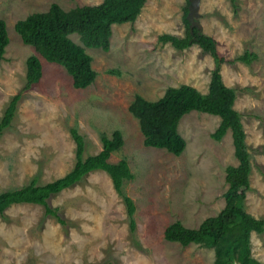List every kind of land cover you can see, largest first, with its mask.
Returning <instances> with one entry per match:
<instances>
[{"label":"rangeland","instance_id":"rangeland-1","mask_svg":"<svg viewBox=\"0 0 264 264\" xmlns=\"http://www.w3.org/2000/svg\"><path fill=\"white\" fill-rule=\"evenodd\" d=\"M101 1L0 0V18L5 20L9 37L0 58V118L10 97L25 83V59L38 56L43 71L39 83L22 93L10 127L0 136V192L23 186L32 177L46 183L69 172L75 162L70 128L84 136V156L101 150L100 133L110 136L119 129L124 143L112 153L110 162L126 158L134 174L124 190L136 206L135 230H129L126 208L109 175L94 170L48 198V205L68 221L65 227L50 216L44 218L42 205L9 206L6 219L0 217V264H213L212 248L194 243L182 246L167 241L163 233L176 220L196 228L224 207L225 168L237 165L231 132L220 141L213 140L210 134L220 118L190 111L178 125L186 147L174 155L146 147L138 120L128 111L135 94L156 100L167 87L184 83L207 92L215 66L210 54L197 45L179 51L157 39L162 33L184 36L185 0H146L140 29L138 22L114 24L107 51L84 47L97 76L83 89L72 86L71 75L63 66L44 60L24 44L14 28L17 20L46 11L52 2L68 10ZM237 4L235 13L230 0H199L190 20L216 41L219 55L226 60L246 49L257 54L249 65L222 63L220 73L228 87L246 89L234 101L242 115L252 164L244 204L246 212L261 218L264 0H237ZM70 38L83 46L78 34H70ZM250 242L252 256L264 264V232L253 231Z\"/></svg>","mask_w":264,"mask_h":264},{"label":"trees","instance_id":"trees-1","mask_svg":"<svg viewBox=\"0 0 264 264\" xmlns=\"http://www.w3.org/2000/svg\"><path fill=\"white\" fill-rule=\"evenodd\" d=\"M145 2L146 0H102L98 4L77 5L68 10L52 2L46 11L32 12L17 20L14 28L24 44L32 46L44 60L63 66L71 75L72 86L83 89L91 85L97 76L91 65L92 57L84 47L107 51L110 47L112 25L133 23ZM189 4L190 1L185 0L182 7L184 36L162 33L157 39L162 44L169 43L179 51L197 45L204 53L210 54L215 66L211 71L207 92L202 93L194 86L184 83L167 87L156 100H148L135 94L128 111L138 120L145 146L165 149L174 155L181 154L186 147V141L178 131L179 122L184 115L193 110L216 115L220 120L210 136L213 140L220 141L228 130L231 132L237 165H228L225 168L224 180L227 188L222 194L224 207L215 215L206 217L196 228L186 227L176 220L165 227L163 236L167 241L177 242L182 246L194 243L212 248L213 264H263L251 254V233L264 232V217L255 218L245 211V196L250 189L251 154L245 142L242 115L234 108L237 93L246 89L228 87L220 73L222 63L239 61L249 65L257 58V54L246 49L233 60L220 56L216 41L201 33L197 26L190 25L187 18ZM230 4L236 13L237 0H230ZM73 33L78 34L83 46L70 38ZM8 43L6 23L0 18V58H3ZM25 67V83L10 97L0 118V136L10 127L22 93L39 83L42 77V63L38 56L29 55L25 59ZM70 136L75 143V162L72 169L50 182L39 183L36 177H32L23 186L1 191L0 217L6 219L5 210L12 204L33 203L43 206L44 218L50 216L65 227L68 221L57 208L48 205V198L80 182L87 173L102 170L109 175L114 190L121 198L126 208L129 230L134 232L136 206L124 190V185L134 179V174L126 158L110 162L112 153L123 146L122 132L115 129L110 136L100 133L101 150L87 156H84V136L75 127L70 128ZM99 264L110 263L104 261Z\"/></svg>","mask_w":264,"mask_h":264},{"label":"water","instance_id":"water-1","mask_svg":"<svg viewBox=\"0 0 264 264\" xmlns=\"http://www.w3.org/2000/svg\"><path fill=\"white\" fill-rule=\"evenodd\" d=\"M189 1H190V4L188 6L189 12H188L187 18L190 20V18H192V16H195L196 15V12L195 11L197 9V5H198L199 0H189ZM190 22H191V20H190ZM191 26H197V25H191Z\"/></svg>","mask_w":264,"mask_h":264},{"label":"crops","instance_id":"crops-1","mask_svg":"<svg viewBox=\"0 0 264 264\" xmlns=\"http://www.w3.org/2000/svg\"><path fill=\"white\" fill-rule=\"evenodd\" d=\"M142 10H143V9H142ZM142 10H141V12H140V15H138V17H137L136 20L134 21V22H138V23H139V26H138L139 29H140V25H141V21H140V20H141L142 18L145 19L144 15H143L142 13H143V11L145 12L146 10H143V11H142ZM150 20H152V19H150ZM137 25H138V24H137ZM153 25H156V26H157L158 24L156 23V21H154V24H153ZM159 25H160V24H159ZM160 26H161V25H160ZM154 27H155V26H154Z\"/></svg>","mask_w":264,"mask_h":264},{"label":"clouds","instance_id":"clouds-1","mask_svg":"<svg viewBox=\"0 0 264 264\" xmlns=\"http://www.w3.org/2000/svg\"><path fill=\"white\" fill-rule=\"evenodd\" d=\"M113 26H114V24H113ZM113 26H112V27H113ZM141 134H142V133H141ZM146 147H147V146H146ZM105 173H106V172H105ZM87 174H88V173H87ZM87 174H86V175H87ZM106 174H107V173H106ZM249 177H250V176H249ZM109 178H110V177H109Z\"/></svg>","mask_w":264,"mask_h":264}]
</instances>
